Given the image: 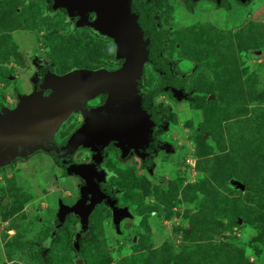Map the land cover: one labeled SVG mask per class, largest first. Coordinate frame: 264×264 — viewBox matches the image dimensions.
Masks as SVG:
<instances>
[{
  "label": "rangeland",
  "instance_id": "obj_1",
  "mask_svg": "<svg viewBox=\"0 0 264 264\" xmlns=\"http://www.w3.org/2000/svg\"><path fill=\"white\" fill-rule=\"evenodd\" d=\"M227 1L219 8L200 0L188 12L184 0H156L160 26L169 30L165 54L179 74L194 75L188 100L159 96L171 108L162 138L172 149H156L153 175L107 150L110 182L130 216L115 229L109 210L97 208L76 254L73 216L50 240L57 202L76 201L78 179H60L54 161L36 152L0 172V264H264V246L247 245L264 228V0ZM43 10L41 1L0 0V106H16L14 86L23 95L36 89L32 55L59 75L116 67L112 41L86 29L71 35L61 14ZM157 84L146 66L145 87ZM71 116L58 145L79 128L72 132L79 120ZM74 160L87 162L88 152Z\"/></svg>",
  "mask_w": 264,
  "mask_h": 264
},
{
  "label": "water",
  "instance_id": "obj_2",
  "mask_svg": "<svg viewBox=\"0 0 264 264\" xmlns=\"http://www.w3.org/2000/svg\"><path fill=\"white\" fill-rule=\"evenodd\" d=\"M196 4L200 0H190ZM219 8H229L227 0H208ZM247 5L254 0H238ZM72 17L79 18L99 34L114 42L120 67L115 70L76 69L57 75L49 72L41 90H33L0 114V169L26 160L36 152L55 158L81 181L79 198L59 209L60 222L67 215L79 218L80 234L88 231L89 219L96 207L106 204L112 213V224L118 229L130 216L118 203V191L109 183L110 173L102 163L107 148L120 150L123 160L135 157L153 175V156L160 142L153 133L164 123L170 111L162 107L159 96L170 95L176 102L187 100L185 92L190 76L175 75L174 61L163 55L167 31L157 28L152 1L142 0H59ZM95 18L92 21V15ZM157 73L160 84L154 89L144 86V67ZM101 97L103 102L90 107L88 102ZM71 115L83 119L80 127L62 144L54 138ZM159 150L162 147L158 148ZM88 150V164H76L77 152ZM232 185L245 190L233 181Z\"/></svg>",
  "mask_w": 264,
  "mask_h": 264
},
{
  "label": "flooded vegetation",
  "instance_id": "obj_3",
  "mask_svg": "<svg viewBox=\"0 0 264 264\" xmlns=\"http://www.w3.org/2000/svg\"><path fill=\"white\" fill-rule=\"evenodd\" d=\"M143 2H148V1H152V3H153V7L155 8V10H156V12H155V14H154V17H155V21L157 22L156 24L157 25H159V28H162L163 30H165V31H169V30H167V29H165V28H163L162 26H160V21H159V10H158V8H157V2H156V0H142ZM190 1V0H189ZM230 1V0H229ZM42 2V1H41ZM191 2V1H190ZM43 3V2H42ZM192 3V2H191ZM211 4H213L214 5V3H212V2H210ZM44 4V3H43ZM45 5V4H44ZM195 5V4H194ZM57 6L59 7V9H58V13L57 14H61L62 16H63V18H64V21L66 22L67 21V19L68 18H66V16H65V14L69 17V18H73V19H75V20H78V21H80V19L79 18H76V17H72L70 14H69V12L67 11V10H65L61 5H60V2H59V0H58V3H57ZM43 12H44V10H43ZM63 12L65 13V14H63ZM56 14V15H57ZM55 15V16H56ZM92 15V14H91ZM54 16V17H55ZM49 18H53V17H49ZM94 18H95V16H94V14L92 15V21L94 20ZM67 24H68V26H69V24L70 23H68V22H66ZM80 23H81V21H80ZM82 24V23H81ZM82 26L84 27V29H86V30H88V31H90V32H92V33H94L96 36H98V37H101V38H104V39H108V40H110V41H112L110 38H108L107 36H103V35H101V34H99L98 32H96L95 30H93L92 28H90L89 26H84L83 24H82ZM81 30H83V29H81ZM78 32V31H77ZM167 41H168V33H167V39L165 40V43H164V46H163V55L166 57V58H168L170 61H174L175 62V64H174V66H173V69L175 70V75L176 76H178L179 78H184V77H186V76H190L191 75V73H193V75H194V71H191V72H189V73H186V74H179L177 71H176V66H177V64H178V61H176V60H173V59H171V58H169L166 54H165V52H164V49H165V45H166V43H167ZM113 42V41H112ZM113 44H114V42H113ZM115 49V48H114ZM115 52V51H114ZM114 55V54H113ZM115 69H117V68H119L120 67V65H118V64H115ZM146 66H148V65H146ZM145 66V67H146ZM145 67H144V69H145ZM150 67V66H149ZM82 69H86V68H82ZM106 69V68H105ZM114 69V70H115ZM152 69V68H151ZM92 70V69H91ZM95 70V69H94ZM52 72H54V70L52 71ZM70 72V71H69ZM154 72V71H153ZM55 73V72H54ZM66 73H68V72H66ZM155 73V72H154ZM56 74V73H55ZM65 74V73H64ZM157 76H158V84H157V86L160 84V82H161V78H160V76L157 74V73H155ZM57 75H59V74H57ZM60 75H62V74H60ZM192 78H190L189 79V81H188V83H187V85L189 84V82H190V80H191ZM143 80H144V73H143ZM187 85L185 86V92H186V87H187ZM145 86V85H144ZM156 86V87H157ZM155 87V88H156ZM146 88V87H145ZM186 94H187V92H186ZM162 95H164V94H162ZM188 95V98H187V100L190 98L189 97V94H187ZM166 96V95H165ZM166 98H168L167 96H166ZM172 101L173 102H175L173 99H172ZM184 101H186V100H184ZM103 102V99L101 98V97H98V98H96V99H94V100H92V101H90V102H88V105L92 108V107H97V106H99L101 103ZM161 103H162V101H160ZM166 103V102H165ZM166 106H168L167 104L165 105V107ZM170 112H171V108H170ZM169 112V113H170ZM169 113L167 114V115H165L164 116V123H163V125H161L160 127H157V128H155V130H154V133H153V135H154V137L156 138V139H159L161 142H159L158 143V146L156 147V149H158L159 147H162V149L159 151V153H158V155L159 154H166L168 151H170L172 148H171V146L169 145V144H164L165 142H164V140H163V138H162V134L165 132L164 131V129L166 128L165 126H167V124H168V122H167V118H168V115H169ZM72 116H76V117H78V120H79V124L77 125V126H75L73 129H72V132L75 130V129H77L78 127H80V125L82 124V122H83V119H82V117L81 116H79V115H72ZM71 116V117H72ZM69 120V119H68ZM72 132H71V134H72ZM65 138H67V137H65ZM108 150V152H110V154L112 153V154H114V157H115V159L118 161V162H126V161H128L129 159H136V161L138 162V166H139V169L141 170V171H144L146 174H148V170H146V169H144L143 167H142V163H141V160H139V159H137V158H135V157H130L129 159H127V160H123V158H122V156H121V154H120V152L118 151V149H116V148H114V147H110L109 149H107ZM86 152H88V156H89V160L87 161V162H81V163H78V162H76L75 160H74V157L72 158V161L74 162V163H76V164H88L89 162H90V160H91V153L88 151V150H85ZM78 153V152H77ZM76 153V154H77ZM75 154V155H76ZM109 153L107 154V156H106V158L104 159V161H103V163H102V166H103V168L104 169H106L107 170V172L108 173H110L111 174V176L109 177V183H110V185L112 186V184H111V182H110V179L112 178V177H114V173L113 172H111L109 169H107L106 168V166H105V161H106V159L108 158V156L110 155ZM74 155V156H75ZM158 155H155V156H153V160H152V162L154 163V159L156 158V156H158ZM43 156V155H42ZM45 156V155H44ZM43 156V157H44ZM45 157H49V158H51L53 161H54V163L56 164V167H57V169L60 171L59 172V177H60V179H66V178H68V177H73L74 179H78V178H75L73 175H69L68 174V172H67V169L64 167V166H60L59 164H58V162L55 160V158L53 157V156H51V155H46ZM19 161V160H18ZM22 161V160H21ZM25 162V161H24ZM155 164V163H154ZM10 166H14V165H10ZM10 166H8V167H10ZM8 167H6V168H8ZM154 168H155V165H154ZM3 169H5V168H1V170H3ZM154 170V169H153ZM54 179H56V178H54ZM54 183V182H53ZM56 183V182H55ZM78 191H77V195H78V198H79V186H81V181L78 179ZM113 188H115L116 190H117V188L116 187H114V186H112ZM56 188V187H55ZM49 189V188H48ZM118 191V190H117ZM78 198L76 199V201L78 200ZM61 199V198H60ZM75 201V202H76ZM74 202V203H75ZM58 208H57V210H56V215H57V213H59V209H60V207L62 206V205H67V204H64L63 203V201H62V199L61 200H59L58 202ZM73 203V204H74ZM72 204V205H73ZM67 206H70V205H67ZM119 206H120V204H119ZM99 207H106L108 210H109V208L106 206V204H101V205H98L97 207H96V209L97 208H99ZM95 209V210H96ZM109 212H110V214H112L111 213V211L109 210ZM59 216H60V213H59ZM68 217H72V215H67L65 218H66V220H67V218ZM76 220H77V226H79L80 227V225H79V218L78 217H76V216H73ZM60 220V219H59ZM89 222H90V219H89Z\"/></svg>",
  "mask_w": 264,
  "mask_h": 264
},
{
  "label": "trees",
  "instance_id": "obj_4",
  "mask_svg": "<svg viewBox=\"0 0 264 264\" xmlns=\"http://www.w3.org/2000/svg\"><path fill=\"white\" fill-rule=\"evenodd\" d=\"M31 1H42L45 5H44V12H43V16H47V17H54L57 13H58V9L59 7L57 6L58 0H24L25 4L30 3ZM185 3V8L188 10V12H192L194 5L189 1V0H184ZM63 14H65L63 12ZM67 21L69 24V33L71 35L76 34L77 31L84 29V27L82 26V24L80 23V21L75 20L73 18H69L66 14H65ZM30 61L32 66L34 67V72L33 74L29 77V82L32 85V88H36L35 90H39L40 88H42V82L43 79L46 77V75L49 72H52L54 70V65L50 62H45V60L43 58H41L38 55H32L30 57ZM112 64H118L120 65V62L117 59V56L114 52L113 58H112ZM101 69V68H99ZM76 69H73L71 71H74ZM94 70V69H93ZM13 94L15 96V99L18 101L20 100L24 95L22 93H20L18 91V89L14 86L13 87ZM7 109H9L6 106H0V114L4 113ZM2 170L0 169V172ZM51 225H52V229L49 232V239L53 240L57 234V232L59 231V229L62 227V223L59 221V213H57V215H55V218H53V220L51 221ZM78 225V224H77ZM76 225V229H75V233L73 236V240H74V252L76 254V243L80 242L85 236L88 235V231L86 232V234L81 235L80 234V230L81 228L79 226ZM80 225V224H79ZM255 243H259L262 244L264 246V228L262 230H257L256 231V235L253 236L252 238H250L247 242V245H252Z\"/></svg>",
  "mask_w": 264,
  "mask_h": 264
}]
</instances>
